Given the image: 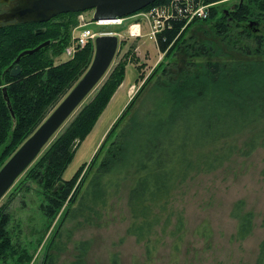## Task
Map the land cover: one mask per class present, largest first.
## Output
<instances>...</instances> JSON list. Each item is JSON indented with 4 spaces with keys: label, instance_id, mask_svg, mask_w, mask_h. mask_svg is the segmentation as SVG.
I'll return each mask as SVG.
<instances>
[{
    "label": "trees",
    "instance_id": "1",
    "mask_svg": "<svg viewBox=\"0 0 264 264\" xmlns=\"http://www.w3.org/2000/svg\"><path fill=\"white\" fill-rule=\"evenodd\" d=\"M171 2L179 5L174 0H156L143 10ZM79 14L67 12L42 22L0 25V169L91 65L93 44L73 57L65 53ZM262 22L264 0H240L229 13H221L214 4L208 18L191 22L175 13L157 35L158 48L167 58L180 52L194 60L175 70L167 66L154 70L117 118L92 161L65 179L76 147L125 80L127 62L113 68L93 99L54 134L18 177L26 173L28 180L43 188L41 210L48 218L56 217L69 203L42 264H58L70 242V264H87L90 241L72 239L75 230L106 226L124 193L129 214L126 232L144 244L147 263L167 245L175 257L180 256L187 235L185 210L177 202L182 189L194 177L264 147V33L253 31ZM194 24L200 28L211 25L219 39L199 42L194 36L188 38V28ZM39 28L44 31L37 33ZM47 40L48 45L17 60L23 51ZM230 47L241 49L246 57L231 56ZM63 55L65 60L60 59ZM17 66L21 73L13 76L11 71ZM127 117L125 127L93 170L109 136ZM7 206L0 207V263L18 256L16 264H25L33 256L14 242ZM233 216L238 224L232 239L242 242L255 230V213L246 210L240 200ZM255 264H264V240Z\"/></svg>",
    "mask_w": 264,
    "mask_h": 264
},
{
    "label": "rangeland",
    "instance_id": "2",
    "mask_svg": "<svg viewBox=\"0 0 264 264\" xmlns=\"http://www.w3.org/2000/svg\"><path fill=\"white\" fill-rule=\"evenodd\" d=\"M4 1L8 2L3 6V12L0 14L11 13L13 7L26 3L25 0ZM239 1L224 0L216 2V5L218 4L221 13H229L234 4ZM175 7L177 6L175 5ZM178 7L179 13L182 5L179 4ZM160 14L162 15L161 12ZM171 14H173V9ZM155 16L157 18L158 15ZM151 19L153 22L152 17ZM190 19L197 20L196 17H190ZM135 21L142 23L141 37H131L127 32L128 26ZM5 22V19H0V23ZM125 25V28L121 30L123 40L120 49L106 75L108 77L119 62H127L124 83L119 93L115 97L113 96L114 98L103 110L91 132L76 147L73 159L64 173L65 179H71L84 164L92 161L95 154L102 148L108 132L125 109L126 104L138 93L154 70L160 69L161 66L175 70L187 66L188 61L194 60L180 52L174 53L169 58L164 55L161 60V52L156 41L149 34L151 23L145 17L133 16L126 21ZM188 31L187 37L194 36L195 41L219 39L211 25H204L200 28L199 25L194 24L188 28ZM253 31L264 33V22L255 25ZM254 42L249 40L251 45H254ZM228 51L231 56L246 57L243 51L237 47H230ZM65 58V55L60 57L64 60ZM138 66H141L140 69ZM103 81L85 98V101L63 124L59 133L73 121L82 106L93 99ZM127 121L128 117L116 129L115 133L109 136L104 149L97 156V163L93 170L103 160L109 145L121 133ZM91 166L89 164L87 167ZM263 170L264 147H260L249 157L236 156L222 168L212 173L201 174L190 180L177 196V202L184 208L187 219V235L182 252L177 258L172 254L171 246L167 245L159 251L151 264H255L259 245L264 240ZM126 197L127 193H124L123 197L116 201L106 226H87L75 230L72 239L90 241L87 264H144L145 262L148 264L144 244L126 232L129 223ZM240 200L245 202L246 210L255 213L256 227L250 237L242 242H236L232 239V235L236 231L238 220L233 216V208ZM43 202H45L43 188L38 182L28 180L26 173L16 180L0 200V207L8 204L11 216L9 230L13 235L14 242L21 249H27L33 256L25 264L43 263L49 245L69 206L67 203L56 217L48 218L41 210ZM17 257L10 258L0 264H16ZM72 259L73 243L70 242L68 251L61 255L58 264H70Z\"/></svg>",
    "mask_w": 264,
    "mask_h": 264
},
{
    "label": "water",
    "instance_id": "3",
    "mask_svg": "<svg viewBox=\"0 0 264 264\" xmlns=\"http://www.w3.org/2000/svg\"><path fill=\"white\" fill-rule=\"evenodd\" d=\"M24 1V0H23ZM25 5L13 7L11 13L0 14V19L11 22L47 21L58 14L81 12L94 9V18H117L132 15L156 0H25ZM1 25V24H0ZM39 28L37 33H42ZM49 40L33 49L23 51L17 60L25 54L34 53L48 45ZM120 39L116 34L99 35L95 41V53L92 63L85 74L73 86L65 98L44 119L33 134L16 150L0 169V200L6 195L18 177L38 158L54 134L63 126L69 117L82 104L85 98L102 81L109 71L119 50ZM21 73L20 66L12 69L11 74ZM9 107L11 103L5 89Z\"/></svg>",
    "mask_w": 264,
    "mask_h": 264
},
{
    "label": "built area",
    "instance_id": "4",
    "mask_svg": "<svg viewBox=\"0 0 264 264\" xmlns=\"http://www.w3.org/2000/svg\"><path fill=\"white\" fill-rule=\"evenodd\" d=\"M174 2L184 3L183 5L188 11L187 19L189 21L191 20L190 16L196 18H207L209 16V4L204 3L202 0H174ZM173 7H175V5L171 2L166 4V6L162 8L154 7L150 10L149 14H151V16H154L156 14L159 17L158 20H156V28L152 32L153 35H155L156 32L159 31L161 26L165 25L168 18H171V10L173 9ZM160 12L162 13V15L160 14ZM124 19L125 18L119 17L107 21L88 20L84 15H81L79 25V28H81V30L73 34L72 41L67 47L68 55H74L79 50L85 48L89 43L93 42L97 35L106 33L103 30L95 29V26L121 24ZM135 26L136 25L131 26L129 31L130 34L134 36L140 34V32L136 30Z\"/></svg>",
    "mask_w": 264,
    "mask_h": 264
},
{
    "label": "bare ground",
    "instance_id": "5",
    "mask_svg": "<svg viewBox=\"0 0 264 264\" xmlns=\"http://www.w3.org/2000/svg\"><path fill=\"white\" fill-rule=\"evenodd\" d=\"M181 4L182 5V7L180 8V10H179V13L177 12V15H179V16H182V17H187V13H188V11H187V9L185 8V6L183 5L184 3L183 2H176V4ZM177 6V5H176ZM178 7V6H177ZM175 9V10H174ZM187 12H186V11ZM175 12H176V7H173V14H172V16L171 17H173V16H175ZM191 17V16H190ZM194 18V17H193ZM111 18H102V19H99V21H107V20H110ZM169 19V18H168Z\"/></svg>",
    "mask_w": 264,
    "mask_h": 264
},
{
    "label": "flooded vegetation",
    "instance_id": "6",
    "mask_svg": "<svg viewBox=\"0 0 264 264\" xmlns=\"http://www.w3.org/2000/svg\"><path fill=\"white\" fill-rule=\"evenodd\" d=\"M8 1H4V0H0V13L3 12V9H4V5L7 4Z\"/></svg>",
    "mask_w": 264,
    "mask_h": 264
},
{
    "label": "crops",
    "instance_id": "7",
    "mask_svg": "<svg viewBox=\"0 0 264 264\" xmlns=\"http://www.w3.org/2000/svg\"><path fill=\"white\" fill-rule=\"evenodd\" d=\"M121 87H122V85L119 87V89H118L117 92L115 93L114 97L119 93ZM114 97H113V98H114Z\"/></svg>",
    "mask_w": 264,
    "mask_h": 264
}]
</instances>
